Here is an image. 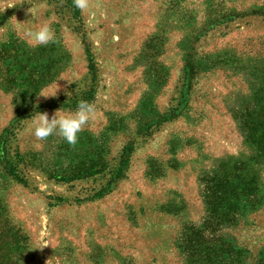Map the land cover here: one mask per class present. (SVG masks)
I'll return each instance as SVG.
<instances>
[{
  "label": "rangeland",
  "instance_id": "1",
  "mask_svg": "<svg viewBox=\"0 0 264 264\" xmlns=\"http://www.w3.org/2000/svg\"><path fill=\"white\" fill-rule=\"evenodd\" d=\"M89 4L0 0V264H264V0Z\"/></svg>",
  "mask_w": 264,
  "mask_h": 264
},
{
  "label": "clouds",
  "instance_id": "2",
  "mask_svg": "<svg viewBox=\"0 0 264 264\" xmlns=\"http://www.w3.org/2000/svg\"><path fill=\"white\" fill-rule=\"evenodd\" d=\"M72 2L74 7L81 10V12L87 11L90 7L89 0H72ZM29 12L32 18L23 22L32 26L27 32L28 45L35 48L55 43V32L51 24L47 22L39 23L38 14L31 9H29ZM56 94L57 91L55 94L45 92L38 96L49 97ZM34 112L35 115L31 116L28 130L37 141H44L50 135L58 133L70 146H75L79 140V133L94 117L95 106L90 102L81 100L74 112L63 115L56 111L51 119L47 112Z\"/></svg>",
  "mask_w": 264,
  "mask_h": 264
},
{
  "label": "trees",
  "instance_id": "3",
  "mask_svg": "<svg viewBox=\"0 0 264 264\" xmlns=\"http://www.w3.org/2000/svg\"><path fill=\"white\" fill-rule=\"evenodd\" d=\"M92 98H93V90H91L89 93H86L84 95V97H83L82 100L87 101V102H90V101H92ZM79 102H80V100H78V101H76V102L73 103L72 106L74 107V109H76V107H77V105H78ZM212 216L214 218V212L212 214V211H211V218H212Z\"/></svg>",
  "mask_w": 264,
  "mask_h": 264
}]
</instances>
